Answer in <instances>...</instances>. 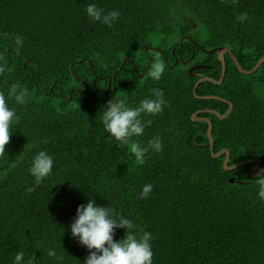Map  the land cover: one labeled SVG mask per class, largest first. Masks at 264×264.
<instances>
[{
	"label": "trees",
	"instance_id": "16d2710c",
	"mask_svg": "<svg viewBox=\"0 0 264 264\" xmlns=\"http://www.w3.org/2000/svg\"><path fill=\"white\" fill-rule=\"evenodd\" d=\"M88 4L120 16L109 27L87 16ZM245 12L248 19L238 21ZM16 35L23 37L18 50ZM147 43L163 49L151 52L152 63L157 57L165 63L158 81L148 76ZM220 46L246 70L264 56V0H0V64L10 69L0 74V92L20 117L0 159V264H14L18 251L23 264L30 256L38 264H84L94 250L72 236L70 225L89 199L132 220L137 237L151 233L152 264H264V199L253 163L225 170V154L211 155L207 122L192 116L202 107L220 114L228 108L193 94L199 76L219 78ZM174 47L205 66L190 74L187 64L173 63ZM225 63L222 83L196 88L197 95L233 104L224 119L204 113L214 151L228 149V164L259 158L264 165V65L244 74L229 53ZM17 83L32 93L27 104L8 96ZM153 89L167 104L158 115L142 114L152 124L131 139L146 147L159 137L163 150L149 149L139 164L100 116L109 99L137 107L154 98ZM40 151L54 165L36 186L30 167ZM232 176L245 182L231 183ZM145 184L153 189L142 199ZM127 232L115 228L114 242ZM50 249L63 259L49 257Z\"/></svg>",
	"mask_w": 264,
	"mask_h": 264
},
{
	"label": "clouds",
	"instance_id": "9594fccd",
	"mask_svg": "<svg viewBox=\"0 0 264 264\" xmlns=\"http://www.w3.org/2000/svg\"><path fill=\"white\" fill-rule=\"evenodd\" d=\"M231 2L236 4L238 0H231ZM85 11L91 20L99 21L109 27L120 16L118 10L105 14L104 10L95 4H88ZM247 19L246 12L237 17L240 22ZM22 43L23 37L16 35L17 50L22 46ZM2 59L3 57H0V60ZM6 71H10V69L5 64H0V74ZM164 71L165 63L157 57L151 65L148 76L158 81ZM152 94L154 98L141 100L137 107H129L123 98H111L103 107L100 116L104 128L120 145L128 146L139 164L145 162V156L149 149L157 153L163 150V143L159 137L149 140L146 147H142L139 142L131 139L143 135L145 128L152 124L150 119L142 121V114L158 115L162 113L167 104L163 99L162 90L153 89ZM31 95L32 93L27 87H21L18 83L12 84L8 92V96L14 97L18 105L27 104ZM19 119L16 110L8 106L5 94L0 92V159L6 156L5 147L10 142L12 125L18 123ZM53 165L52 156L45 151H40L35 156L30 167V174L34 177L36 186L40 185L52 173ZM255 181L259 188L258 195L264 199V169L259 170L258 178ZM152 189L153 185L145 184L139 198H148ZM32 191H34V187L27 188V192L31 193ZM134 227L132 220L117 212L115 208L96 206L93 200L89 199L87 204L77 207L76 218L70 225V231L73 237L78 238L80 244L89 250H94L89 252L84 264H152L153 252L150 240L153 237L147 231L137 237L132 231ZM115 228L128 230L123 239L118 242L113 240ZM24 255L23 251H18L14 257V264H23ZM47 255L58 260L63 259V257H57L55 249H50ZM27 264H38V261L34 256H30Z\"/></svg>",
	"mask_w": 264,
	"mask_h": 264
},
{
	"label": "water",
	"instance_id": "95a60500",
	"mask_svg": "<svg viewBox=\"0 0 264 264\" xmlns=\"http://www.w3.org/2000/svg\"><path fill=\"white\" fill-rule=\"evenodd\" d=\"M205 51H208V50H205ZM217 51H218V56H219V58L221 60V65H222L219 78L215 79V78L208 77V76L200 77L194 83L193 94L196 97L202 98V99H218V100L226 102L228 104V108L225 110V112L223 114H220L219 112H217L215 110H207V111H211L212 113H214L219 118L224 119L229 114V112L231 111V109L233 107L232 102L228 101L225 98H223L221 96H218V95H197L196 88L203 81H211V82H215L217 84L222 83V81L224 79V76H225V72H226V63H225V53L226 52L231 55V58L233 59L236 67L238 68V70L240 72L244 73V74H252L253 72H255L259 68V66L264 62V56L259 58V60L256 62V64L251 69L246 70L240 65L238 59L231 53V50L228 47L220 46V47L217 48ZM188 71L190 72V69ZM142 76H143V74H140V77H142ZM196 115H197V112H194L192 114L193 119H195V120L198 119ZM205 120L208 123V127H207L206 133H207V136H208V139H209V148H210V151H211V155L214 158H217V157L221 156L222 154H225L224 159H223V168L225 170H227V171L235 169L236 167H238L240 165H243V164L253 163V166L251 167L250 171H251V174H252L253 177H257L259 170L264 169V165H262V160L259 159V158H253V159L242 160V161L234 163V164H228L229 163V158H230L229 150L226 149V148H222V149L218 150L217 152L214 151V143H213V138H212V122H211V120L209 118H206ZM197 137H198V135L195 136L194 142H195L196 145H199V144L196 143ZM235 181L236 182H245V181L235 180V178L233 176L229 178V182L232 183V182H235Z\"/></svg>",
	"mask_w": 264,
	"mask_h": 264
},
{
	"label": "flooded vegetation",
	"instance_id": "af4514ba",
	"mask_svg": "<svg viewBox=\"0 0 264 264\" xmlns=\"http://www.w3.org/2000/svg\"><path fill=\"white\" fill-rule=\"evenodd\" d=\"M195 26V25H194ZM188 37V36H187ZM188 40H190L191 42H192V44H194V45H196V46H200L196 41H194L193 39H190L189 37L187 38ZM180 42H182V39L180 40ZM182 44V43H181ZM226 47V46H225ZM182 48H185L186 50H191V51H194L190 46H188V45H185V44H182ZM175 50H177L178 51V54L176 55L175 54ZM144 51H145V53H146V55H147V57H148V64H147V66H146V69L152 64V53H154V52H157V53H160V54H162V52H163V49H161V48H159L158 46H155V45H152L151 43H147L145 46H144ZM180 51V49L178 48L177 49V47H174L173 48V52H172V55L174 56V61H173V63H177V61L178 60H180V62L181 63H184V64H187L188 65V70L190 69V74H193V72H192V70L193 69H196V68H199V67H204L205 65H203V64H200V63H190L191 62V58H192V56L193 55H191V56H188V57H186V58H183V56H182V54L179 52ZM152 52V53H151ZM227 53V52H226ZM152 54V55H151ZM154 56V55H153ZM164 56V55H163ZM165 58V57H164ZM261 58V57H260ZM166 60V59H165ZM233 60V59H232ZM256 64V63H255ZM254 64V65H255ZM253 65V66H254ZM261 65H264V62L261 64ZM260 65V66H261ZM252 66V67H253ZM259 66V67H260ZM251 69V68H250ZM258 70V69H257ZM194 74H196V75H200L201 73L200 72H195ZM200 77H203V76H199V78ZM208 77H210V76H208ZM198 78V79H199ZM207 110H215V109H213V108H208V107H202V108H199V109H197V110H195L194 112H197V120H199V121H204V122H206V118H209L208 116H205L204 115V113H211V114H214V113H212L211 111H207ZM216 111V110H215ZM193 112V113H194ZM218 112V111H217ZM215 115V114H214ZM210 119V118H209ZM211 120V119H210ZM208 124V123H207Z\"/></svg>",
	"mask_w": 264,
	"mask_h": 264
}]
</instances>
